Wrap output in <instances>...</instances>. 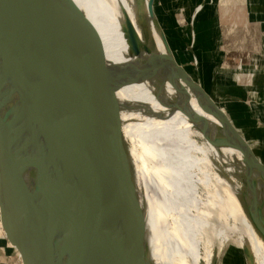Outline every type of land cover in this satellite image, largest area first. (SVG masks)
<instances>
[{"label":"bare ground","instance_id":"bare-ground-1","mask_svg":"<svg viewBox=\"0 0 264 264\" xmlns=\"http://www.w3.org/2000/svg\"><path fill=\"white\" fill-rule=\"evenodd\" d=\"M75 2L90 24L107 67L135 79L119 87L111 103L91 98L85 103L116 122L112 132L126 152H108L103 141L81 137L89 183V228L100 212L101 166L107 170L108 211L100 237L112 246L120 222L118 188L130 171V203L140 231L137 244L144 248L147 264H213L209 235L221 242L231 241L225 264L235 262V245L241 248L246 264H264V230L254 224L233 194L244 188L239 179L243 178L241 152L228 143L224 122L208 107L205 97L175 66L167 65L174 63L158 41L153 0ZM42 3L30 0L36 30ZM57 5L70 39L75 71L81 78L95 81L82 21L68 0H58ZM53 74L52 67L48 75ZM256 180L250 194L264 220V183ZM212 183L218 186L215 192L209 190Z\"/></svg>","mask_w":264,"mask_h":264},{"label":"water","instance_id":"water-1","mask_svg":"<svg viewBox=\"0 0 264 264\" xmlns=\"http://www.w3.org/2000/svg\"><path fill=\"white\" fill-rule=\"evenodd\" d=\"M68 2L85 29L95 81L85 80L75 71L58 0H43L39 30L32 23L30 0H0L2 242L17 264H147L145 250L137 244L140 231L130 203V171L118 188L120 222L112 246L100 237L108 211L107 170L101 166L100 212L93 226H88L89 183L81 137L103 141L105 151L126 152L113 135L116 122L85 103L90 98L111 103L115 91L135 79L107 67L85 14L75 0ZM173 63L167 65L175 66L180 74L187 73ZM52 67L54 74L49 77ZM185 75L223 120L228 143L241 152L243 178L239 179L244 188L233 194L254 224L264 230V220L250 194L257 178L264 183V163L212 93L191 74Z\"/></svg>","mask_w":264,"mask_h":264},{"label":"rangeland","instance_id":"rangeland-1","mask_svg":"<svg viewBox=\"0 0 264 264\" xmlns=\"http://www.w3.org/2000/svg\"><path fill=\"white\" fill-rule=\"evenodd\" d=\"M152 14L158 41L173 62L212 93L264 163V128L247 119L256 114L264 86V0H153ZM209 239L213 263L225 264L231 241ZM235 247L233 264H246Z\"/></svg>","mask_w":264,"mask_h":264},{"label":"crops","instance_id":"crops-1","mask_svg":"<svg viewBox=\"0 0 264 264\" xmlns=\"http://www.w3.org/2000/svg\"><path fill=\"white\" fill-rule=\"evenodd\" d=\"M259 91H261L259 92L260 102L256 103V108H257L256 114L253 115L252 112L248 113L247 119L251 118L252 121L250 122H255V125L258 124V126L261 125V127L264 128V86ZM244 110L245 108H243V111ZM0 264H17L12 252H10L4 247L1 238V232H0Z\"/></svg>","mask_w":264,"mask_h":264}]
</instances>
